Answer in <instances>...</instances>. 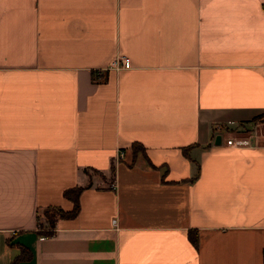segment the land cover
Returning <instances> with one entry per match:
<instances>
[{"label":"crops","instance_id":"crops-1","mask_svg":"<svg viewBox=\"0 0 264 264\" xmlns=\"http://www.w3.org/2000/svg\"><path fill=\"white\" fill-rule=\"evenodd\" d=\"M263 73L264 0H0V264H264Z\"/></svg>","mask_w":264,"mask_h":264},{"label":"trees","instance_id":"trees-1","mask_svg":"<svg viewBox=\"0 0 264 264\" xmlns=\"http://www.w3.org/2000/svg\"><path fill=\"white\" fill-rule=\"evenodd\" d=\"M188 148H189L188 146L183 147L182 151L186 157L190 158ZM132 149L134 150V152L138 150L144 151L142 145L136 141L132 142ZM82 188H83L82 186H74V187L66 188L64 190L63 192L64 196L70 199L73 203V206L71 209L63 210L61 207L55 206V205H50L44 208L43 214L47 219L49 227L46 229L40 228L38 231L39 234H44V235L52 234L55 228V221L57 220V218L71 217L77 213L78 207H79L78 195ZM30 256H31V253L29 249L24 246H20V252L17 256L14 257L12 264H16L19 260L29 258Z\"/></svg>","mask_w":264,"mask_h":264},{"label":"built area","instance_id":"built-area-1","mask_svg":"<svg viewBox=\"0 0 264 264\" xmlns=\"http://www.w3.org/2000/svg\"><path fill=\"white\" fill-rule=\"evenodd\" d=\"M120 60L121 65L126 66L128 64L127 57H122ZM115 62L116 60L113 61V63ZM250 124L251 127H249L246 131H223L221 129V124H217L214 128L216 129V132L220 135V137L225 138L227 145L250 147L264 146V117H258L257 119L251 121ZM122 154V152H119L118 157H122ZM113 184L114 183H112V186ZM262 261L264 263V248L262 251Z\"/></svg>","mask_w":264,"mask_h":264},{"label":"rangeland","instance_id":"rangeland-1","mask_svg":"<svg viewBox=\"0 0 264 264\" xmlns=\"http://www.w3.org/2000/svg\"><path fill=\"white\" fill-rule=\"evenodd\" d=\"M249 127H251V124L250 123H238V124H235L233 126L222 125L221 129L223 131H226V130H228V131H237V130H244V131H246ZM91 173L93 174L94 172L92 171ZM39 224H40V228L46 229V228L49 227V224H48L47 219L44 216V214H42L40 216Z\"/></svg>","mask_w":264,"mask_h":264}]
</instances>
